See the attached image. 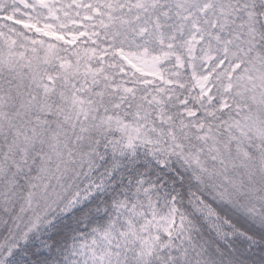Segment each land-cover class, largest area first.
I'll list each match as a JSON object with an SVG mask.
<instances>
[{"label":"snow or ice","instance_id":"6c2138e0","mask_svg":"<svg viewBox=\"0 0 264 264\" xmlns=\"http://www.w3.org/2000/svg\"><path fill=\"white\" fill-rule=\"evenodd\" d=\"M0 264H264V0H0Z\"/></svg>","mask_w":264,"mask_h":264}]
</instances>
